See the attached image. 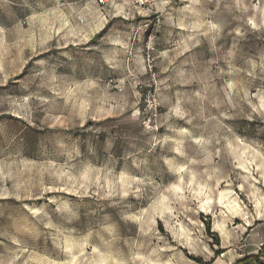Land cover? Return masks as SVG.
<instances>
[{"label":"rangeland","instance_id":"374dc122","mask_svg":"<svg viewBox=\"0 0 264 264\" xmlns=\"http://www.w3.org/2000/svg\"><path fill=\"white\" fill-rule=\"evenodd\" d=\"M249 256L264 0H0V264Z\"/></svg>","mask_w":264,"mask_h":264},{"label":"built area","instance_id":"2783aa9c","mask_svg":"<svg viewBox=\"0 0 264 264\" xmlns=\"http://www.w3.org/2000/svg\"><path fill=\"white\" fill-rule=\"evenodd\" d=\"M100 5H109L114 3H127L134 6L144 5L147 0H96Z\"/></svg>","mask_w":264,"mask_h":264},{"label":"trees","instance_id":"16d2710c","mask_svg":"<svg viewBox=\"0 0 264 264\" xmlns=\"http://www.w3.org/2000/svg\"><path fill=\"white\" fill-rule=\"evenodd\" d=\"M258 257L257 256H249V257H246L244 259H241L239 260L238 262H236L235 264H250L252 263L253 261H256V264H262V263H259L256 259Z\"/></svg>","mask_w":264,"mask_h":264},{"label":"bare ground","instance_id":"6f19581e","mask_svg":"<svg viewBox=\"0 0 264 264\" xmlns=\"http://www.w3.org/2000/svg\"><path fill=\"white\" fill-rule=\"evenodd\" d=\"M236 205H238V204H236ZM236 205H235V206H236Z\"/></svg>","mask_w":264,"mask_h":264}]
</instances>
